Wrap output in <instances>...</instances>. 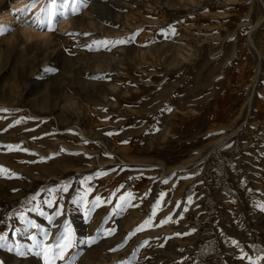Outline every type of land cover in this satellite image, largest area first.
Here are the masks:
<instances>
[{"label": "rangeland", "instance_id": "rangeland-1", "mask_svg": "<svg viewBox=\"0 0 264 264\" xmlns=\"http://www.w3.org/2000/svg\"><path fill=\"white\" fill-rule=\"evenodd\" d=\"M32 2L0 0V264H45L26 220L67 222L76 264H264V0H89L54 31Z\"/></svg>", "mask_w": 264, "mask_h": 264}, {"label": "snow or ice", "instance_id": "snow-or-ice-1", "mask_svg": "<svg viewBox=\"0 0 264 264\" xmlns=\"http://www.w3.org/2000/svg\"><path fill=\"white\" fill-rule=\"evenodd\" d=\"M37 0H33V2L27 5L25 8H19L13 10V15L19 21L22 18L25 19V26H33L39 31H54V25L58 24L60 20L67 19L72 16H77L81 13V11L87 8L89 0H45V6L37 13L35 16L29 17V13L32 8L35 7ZM8 29L6 26L0 25V35L5 34ZM69 35H89V33H68ZM126 41L119 40V41H94V44H98L100 46H107L111 44L115 47L117 44H123ZM91 47V46H89ZM110 50V49H109ZM10 150H12V146H8ZM43 159V158H42ZM0 171H4L0 169ZM67 189L65 188V191ZM115 195V194H113ZM35 199V197L33 198ZM83 199V198H82ZM136 198L133 196L132 193H126L124 195L119 196L117 203L113 207V212L116 215H121L127 211L129 207H138L139 205H134L132 203L133 200ZM111 199L107 201V203H111ZM46 203L51 206L50 202ZM98 203H104L101 201L100 197H96V200L92 202L93 208L98 206ZM159 208V202L154 207L152 215L155 216L156 209ZM41 215H45L43 212L40 213ZM60 212H57L56 215H60ZM24 219L23 217H21ZM49 222H51L52 217H48ZM170 219V218H169ZM29 228H35L38 232H42L43 239H37L36 235H31L30 239L33 242L34 247H38L41 249L40 252L36 253L37 255H43L45 257V264H55V260H64L65 264H76V261L82 252H76L72 256L66 257L65 253L71 249L76 247L75 244V237L71 231L70 225L65 222L64 224V231L60 232L54 239V242L51 244H45V241L50 236V233L46 229H41L38 224L33 221L26 220L25 221ZM168 220L163 221L162 223H167ZM151 226V218L144 221V224L139 226L135 231L143 230L144 226ZM114 230L107 232V235H111ZM133 235L135 234L132 233ZM177 235H180L179 233ZM98 236L89 237L86 241H80V243H86L88 245L95 244L97 242ZM6 237L0 235V247L5 246ZM235 243V242H233ZM110 251H116V249H110ZM51 253L52 260H48L47 256ZM19 255H24V252H18Z\"/></svg>", "mask_w": 264, "mask_h": 264}, {"label": "bare ground", "instance_id": "bare-ground-1", "mask_svg": "<svg viewBox=\"0 0 264 264\" xmlns=\"http://www.w3.org/2000/svg\"><path fill=\"white\" fill-rule=\"evenodd\" d=\"M18 2V1H17ZM19 3V2H18ZM18 6V5H17ZM251 37V36H250ZM251 43H252V45L253 46H255V43H254V40H253V38H251ZM260 55V54H259Z\"/></svg>", "mask_w": 264, "mask_h": 264}]
</instances>
